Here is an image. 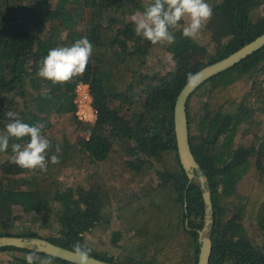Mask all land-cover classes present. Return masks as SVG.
<instances>
[{
    "label": "trees",
    "instance_id": "obj_1",
    "mask_svg": "<svg viewBox=\"0 0 264 264\" xmlns=\"http://www.w3.org/2000/svg\"><path fill=\"white\" fill-rule=\"evenodd\" d=\"M143 3L0 0V134L14 111L30 125L45 123L48 157L61 149L46 172L11 162V144L29 137L10 138L0 152V235L42 236L71 249L79 241L117 264H198L205 202L180 162L175 102L190 75L264 32V0L211 2L209 37L172 29L165 59H154L153 44L134 31L130 18ZM85 36L94 50L83 76L53 84L38 75L51 48ZM80 82L89 84L95 120L77 114ZM187 113L213 204L209 264H264V45L194 89ZM67 170L75 182L63 179ZM111 220L118 223L106 242L96 232ZM29 251L77 264L15 246H0V264H27Z\"/></svg>",
    "mask_w": 264,
    "mask_h": 264
},
{
    "label": "clouds",
    "instance_id": "obj_2",
    "mask_svg": "<svg viewBox=\"0 0 264 264\" xmlns=\"http://www.w3.org/2000/svg\"><path fill=\"white\" fill-rule=\"evenodd\" d=\"M213 6L207 0H144L143 11H136L131 15V22L135 25L136 35L142 36L152 44H168L176 42L172 29H181L182 35L195 40L203 27L213 16ZM188 18L184 26L181 21ZM94 45L87 36L76 40L70 46H56L51 48L41 60L38 75L50 80L53 84L68 83L75 77L83 76L87 70ZM191 75L189 82H191ZM5 115L10 122L5 126V132L0 134V152L9 147L10 138L22 140L29 137L27 143H12L14 154L11 162L18 167L41 172L47 171V164H59L61 149L56 147V153L48 157L51 141L42 134L44 122L30 125L18 118V113L8 111ZM73 249L80 261L88 258L91 249L77 241ZM27 264H52L51 258H41L35 251L27 252L23 257Z\"/></svg>",
    "mask_w": 264,
    "mask_h": 264
},
{
    "label": "water",
    "instance_id": "obj_3",
    "mask_svg": "<svg viewBox=\"0 0 264 264\" xmlns=\"http://www.w3.org/2000/svg\"><path fill=\"white\" fill-rule=\"evenodd\" d=\"M263 45L264 32L227 56L205 65L191 76V82H189V80L186 82V84L180 90L175 102L174 122L180 162L185 169L190 181L193 179H199L198 182L202 189V196L205 202V222L203 227L198 230L200 241L198 264H209L212 254L213 242L211 237V229L213 225V204L211 192L207 187L205 175L203 174L200 164L191 148L187 113L188 100L194 89H196L201 83L210 77L217 75L221 71L237 64L243 58L258 50ZM0 246L36 248L40 252L59 257L73 263L82 264L80 259L75 254L74 249L56 244L42 236L4 234L0 235ZM83 264L117 263L89 254L88 258L83 262Z\"/></svg>",
    "mask_w": 264,
    "mask_h": 264
},
{
    "label": "rangeland",
    "instance_id": "obj_4",
    "mask_svg": "<svg viewBox=\"0 0 264 264\" xmlns=\"http://www.w3.org/2000/svg\"><path fill=\"white\" fill-rule=\"evenodd\" d=\"M219 0H207V2L209 4H212V3H216L218 2ZM212 2V3H211ZM188 23V18L186 17V22L185 24ZM207 25V24H206ZM209 37V31L206 29V26L202 28V30L200 31V33L197 35V39L199 41H204L205 39H207ZM152 51H153V54H154V59H165V58H169V56H171L170 52H168L166 50V44H153V47H152ZM154 61H158V60H154ZM153 61V62H154ZM193 104H195L196 107H198V105H201L198 101L196 102L195 101V98L192 102ZM247 141L245 140V143ZM63 179L67 182V183H73L75 182V179H74V173L71 172L70 173V170H67L65 171V174L63 176ZM199 180V179H197ZM110 221V220H109ZM118 223V222H117ZM117 223L113 220H111L110 222V228L109 225L108 227H104V228H100V230H97V236H100L103 240H105L106 242H109V238H110V234H111V228L113 227H117ZM261 241V239H260ZM120 245L123 244V240L122 238L120 239V241L118 242ZM101 247H104V248H109L111 250H118V248H114L112 247V245L108 244L107 246L105 244L102 243ZM119 251V250H118ZM227 264H233L232 262H228Z\"/></svg>",
    "mask_w": 264,
    "mask_h": 264
},
{
    "label": "built area",
    "instance_id": "obj_5",
    "mask_svg": "<svg viewBox=\"0 0 264 264\" xmlns=\"http://www.w3.org/2000/svg\"><path fill=\"white\" fill-rule=\"evenodd\" d=\"M75 102L77 104V114L83 120H95L97 110L93 105V98L86 82H80L76 86Z\"/></svg>",
    "mask_w": 264,
    "mask_h": 264
}]
</instances>
